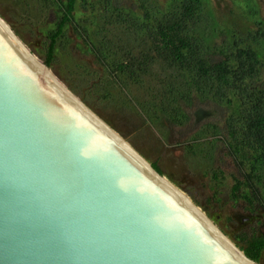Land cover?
<instances>
[{
    "label": "rangeland",
    "instance_id": "obj_1",
    "mask_svg": "<svg viewBox=\"0 0 264 264\" xmlns=\"http://www.w3.org/2000/svg\"><path fill=\"white\" fill-rule=\"evenodd\" d=\"M198 2L197 19L186 31L199 54L226 59L238 49L251 53L255 72L246 82L264 103V0ZM66 3L0 0V18L68 91L242 251L264 233V158L240 143L236 99L226 90L225 99L216 96L217 83L212 89L196 85L181 67L160 60L149 50L145 24L129 23L146 14L152 24L176 0H74L46 63L49 36ZM131 56L147 60L136 76ZM164 98L172 104L160 108ZM256 263L264 264V248Z\"/></svg>",
    "mask_w": 264,
    "mask_h": 264
},
{
    "label": "water",
    "instance_id": "obj_2",
    "mask_svg": "<svg viewBox=\"0 0 264 264\" xmlns=\"http://www.w3.org/2000/svg\"><path fill=\"white\" fill-rule=\"evenodd\" d=\"M30 57L0 18V264H257Z\"/></svg>",
    "mask_w": 264,
    "mask_h": 264
},
{
    "label": "trees",
    "instance_id": "obj_3",
    "mask_svg": "<svg viewBox=\"0 0 264 264\" xmlns=\"http://www.w3.org/2000/svg\"><path fill=\"white\" fill-rule=\"evenodd\" d=\"M73 1L67 0L62 16L49 36L46 63L52 56L56 37L72 10ZM198 4V0H176V4L172 5V10L154 20L152 24H149L150 26L146 24L149 19L146 14L133 18L129 23L130 26H135L137 22L138 24L144 23L146 28L141 29L149 37L150 52L152 51L160 60L168 64L181 67L186 73L185 76L193 80L196 85L203 83L208 89H212L209 87L217 83L215 95L224 99L225 90L228 91L231 98L234 97L237 102L239 115L233 122L239 124L241 145L254 149L264 158V103L259 97L260 91L255 90L256 86H251L250 82H246L249 77H254L255 60L251 53L242 51V49L236 50L226 59H216L211 56L204 58L199 54V44L193 41L194 39L186 31L189 25L197 19ZM131 13L135 15L134 11ZM243 54H245L244 58ZM141 57L143 59V56ZM138 60L137 57H130V66L135 68V76L136 72H142L147 64V60L145 62ZM231 60H234V64ZM168 99H163L160 108L165 103L167 106L172 104ZM230 101L231 99L227 98V102ZM152 167L157 171L153 165ZM263 248L264 233L248 240L242 252L247 258L256 262Z\"/></svg>",
    "mask_w": 264,
    "mask_h": 264
},
{
    "label": "bare ground",
    "instance_id": "obj_4",
    "mask_svg": "<svg viewBox=\"0 0 264 264\" xmlns=\"http://www.w3.org/2000/svg\"><path fill=\"white\" fill-rule=\"evenodd\" d=\"M34 57V56H33ZM33 57H30L33 61H34V63H36V64H38V65H40V66H42L41 65V62L40 61H38L36 58L34 59ZM47 73V72H46ZM48 74V73H47ZM48 76H49V74H48ZM52 80H53V78L51 77V76H49ZM54 82H56L55 80H53ZM120 137V136H119ZM119 143L123 146V147H125V146H127L125 143H122L121 141H119ZM125 146H124V145ZM129 149H127L126 147V149L140 162V163H142L145 167H146V165L143 163L144 161L141 159V157L135 152V151H133L131 148H130V146H127ZM146 162V161H145ZM147 168V167H146ZM148 169V168H147ZM161 181V180H160ZM162 182V181H161ZM169 190H170V188H171V186L172 185H170V184H165V183H163ZM173 190H174V188H173ZM171 191V190H170ZM175 191V190H174ZM173 191V193L184 203V204H187V203H189L188 202V198L186 197V198H184L183 196H181V195H179V193H177L176 191L174 192ZM187 202V203H186ZM189 207V206H188ZM198 217H200L198 214H200L199 212H197V210L195 209H192L191 207H189ZM206 223V222H205ZM210 227V226H209ZM211 228V227H210ZM212 230H214L215 232H216V230L215 229H213V228H211ZM217 233V232H216ZM218 234V233H217ZM219 235V234H218ZM220 236V235H219ZM223 240H224V238H223ZM240 255V254H239ZM241 256V255H240Z\"/></svg>",
    "mask_w": 264,
    "mask_h": 264
}]
</instances>
